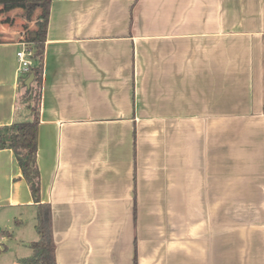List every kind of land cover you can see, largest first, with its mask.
Listing matches in <instances>:
<instances>
[{"label": "crops", "instance_id": "obj_1", "mask_svg": "<svg viewBox=\"0 0 264 264\" xmlns=\"http://www.w3.org/2000/svg\"><path fill=\"white\" fill-rule=\"evenodd\" d=\"M3 16L0 127L31 119ZM36 164L56 264H264V0H50ZM35 217L0 149V218Z\"/></svg>", "mask_w": 264, "mask_h": 264}, {"label": "trees", "instance_id": "obj_2", "mask_svg": "<svg viewBox=\"0 0 264 264\" xmlns=\"http://www.w3.org/2000/svg\"><path fill=\"white\" fill-rule=\"evenodd\" d=\"M11 5H16L22 9L25 22L22 25L23 34L20 41L28 44L27 50L31 53L30 59L32 61L24 80L32 74L36 88L34 104L30 106L31 119L0 127V149L9 148L13 151L22 176L29 185L33 202L36 204L34 228L37 239L29 244L30 256L21 259L18 264H56L51 210L48 204L40 203L39 200V170L36 164L39 87L42 78V55L50 0H0V14L8 12ZM9 20L8 17L1 19L3 23H8ZM30 24H32L31 27H29ZM30 88V86L26 88L24 95L29 97L30 92H32ZM133 264H136L135 260Z\"/></svg>", "mask_w": 264, "mask_h": 264}, {"label": "rangeland", "instance_id": "obj_3", "mask_svg": "<svg viewBox=\"0 0 264 264\" xmlns=\"http://www.w3.org/2000/svg\"><path fill=\"white\" fill-rule=\"evenodd\" d=\"M3 17L4 18H6V17L10 18L11 23L9 24V27L12 26L13 30L16 29V27L20 26V24H22V22L24 21L22 9L16 5H12L10 10L8 12H6ZM26 46H28V45H26ZM35 90H36V88L33 87L32 92H30L29 97H28V95H23V97H22V101L27 100L26 102H28L27 106L29 108L30 115H31L30 106L34 104V97H35L34 92H35ZM35 223L31 220V218L30 219L28 218V220L23 219L19 230H15V228L18 224H14L13 218L9 222H5L4 219L0 218V230H4L8 233L14 232L15 234L17 231V235H22V234L25 236L28 235L29 237H33V239L36 240L37 239V233H36V230L34 229ZM2 248H4V245L0 244V249H2Z\"/></svg>", "mask_w": 264, "mask_h": 264}, {"label": "built area", "instance_id": "obj_4", "mask_svg": "<svg viewBox=\"0 0 264 264\" xmlns=\"http://www.w3.org/2000/svg\"><path fill=\"white\" fill-rule=\"evenodd\" d=\"M27 43L22 42V48L17 50L16 58L18 63L19 71L27 72L28 68L31 66L32 61L30 59V51L27 50Z\"/></svg>", "mask_w": 264, "mask_h": 264}, {"label": "water", "instance_id": "obj_5", "mask_svg": "<svg viewBox=\"0 0 264 264\" xmlns=\"http://www.w3.org/2000/svg\"><path fill=\"white\" fill-rule=\"evenodd\" d=\"M32 78H33V75L30 74L29 77L25 80V85H26L27 87L29 86V84H30Z\"/></svg>", "mask_w": 264, "mask_h": 264}]
</instances>
